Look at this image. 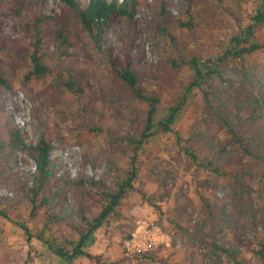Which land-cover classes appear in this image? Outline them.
Returning a JSON list of instances; mask_svg holds the SVG:
<instances>
[{"label":"rangeland","instance_id":"1","mask_svg":"<svg viewBox=\"0 0 264 264\" xmlns=\"http://www.w3.org/2000/svg\"><path fill=\"white\" fill-rule=\"evenodd\" d=\"M27 1L30 8L20 17L0 14V44L5 46L0 67L13 83L12 89L0 85V142L9 145L16 128L29 146L46 135L53 176L44 188L48 205L31 218L23 189L32 187L36 163L24 152L5 156L9 147L0 153V193L8 197L13 218L0 216V264H69L37 239L26 256L27 236L17 223L25 222L37 235L48 222L46 238L71 249L85 229L84 212L91 219L98 216L105 204L102 192H116L126 180L133 151L125 138L139 135L148 106L124 91L111 61L138 70L145 90L160 95L156 122L162 121L193 77L183 61L204 62L232 49V39L243 35L264 0H193V32L179 26L189 19L187 0H139L135 19L123 18L107 28L100 45L73 22L60 0ZM39 15L54 18L44 27V52L54 53L53 33L61 25L71 31L65 64L86 73L84 98L54 85L58 60L52 62L55 74L46 83L26 81L29 70L22 63L30 43L20 26ZM252 40L264 43V26ZM219 71L215 85L225 93L226 112L261 160L238 152L201 92L193 91L174 131L154 136L142 147L135 189L93 234L86 251L102 255L107 264H264V106L255 112L257 104L251 103H264V49L230 58ZM208 162L210 168L201 166ZM161 171L170 175L162 179ZM91 178L106 188L78 184ZM201 223L206 241H218L225 251L211 257L200 245L195 231ZM147 234L154 235V245L128 258L127 242L134 235L145 241ZM71 264L95 263L79 258Z\"/></svg>","mask_w":264,"mask_h":264},{"label":"trees","instance_id":"2","mask_svg":"<svg viewBox=\"0 0 264 264\" xmlns=\"http://www.w3.org/2000/svg\"><path fill=\"white\" fill-rule=\"evenodd\" d=\"M64 3L72 20L75 24L81 26L100 45L101 34L110 26L120 23L123 18L134 20L137 16L139 0H88L87 6L83 7L77 0H60ZM193 0H187L186 14L189 17L187 21H181L179 26L189 31L196 28V18L193 6ZM3 9L0 14L3 16L20 17L24 10L29 9L30 3L27 0H5ZM166 3L163 2L165 10ZM52 20L51 16L39 15L34 19L24 22L20 26V31L25 41H29V49L25 52L24 57L26 63H22L23 68H28L26 81L35 79L39 83H46L49 77L54 76L55 70L52 62L58 60L60 62L59 72L54 79V85L62 90L69 91L79 98H84L89 88V81L86 73L78 67L66 65L65 61L70 56L69 48L72 46V33L66 25H61L56 32L53 33L54 53L48 54L44 52V27ZM264 26V2L253 17L251 24L240 37L232 39L233 48L224 53L213 56L202 62L199 58H193L190 61H183L193 71V77L186 92L179 97L176 103L169 108L167 116L159 122H156V116L159 111L162 99L158 93H148L143 87L141 74L132 66H124L116 60L111 61L112 69L124 87V91L136 99L143 101L148 106V112L145 124L140 130L138 136H128L125 138L127 144L132 147L133 154L130 157V165L127 172L126 180L118 186L116 192L105 189L102 196L105 204L98 216L93 219L89 218L84 212L85 229L80 231L79 239L69 249L65 245L56 244L55 241L47 239L45 233L49 227V223L44 224L43 229L37 235H34L30 227L25 222H19L17 225L25 232L30 253L33 250V240L37 239L53 251L57 256L65 262L71 264L79 258H85L95 264H107L102 255H94L86 251L87 245L95 232L100 230L104 223L112 216L121 206L123 198L129 191L135 189V181L140 173L139 153L146 142L157 135L171 133L174 126L185 107L187 106L190 95L195 90H199L202 94L206 107L212 114L217 116L219 121L228 129V132L235 141L238 152L244 154L251 160H261V157L254 153L252 145L248 138L241 133V128L234 122L235 118L226 112V96L224 91L218 89L215 81L221 76L219 71L220 64L226 63L230 58H244L247 55L256 53L264 49V43L255 42L256 33ZM34 35V37H32ZM5 51V46L0 44V55ZM0 85L12 89L13 83L10 77L0 67ZM257 110H261L264 103L254 101ZM9 147V152L5 155L10 158L17 156L19 152L27 153L36 163V171L32 173V187H24L30 206L31 218L37 217L39 211L48 205L50 197L45 194V185L53 176V163L51 160V145L46 135L36 146H29L24 139L21 129L16 128L11 132V142L7 145L0 142V153ZM0 155V160H1ZM196 159V157L194 156ZM197 161V160H196ZM205 168L212 166L211 162L201 164ZM219 172V169H215ZM166 179L170 173L161 171L159 173ZM78 184L85 187L89 185L92 189H104L105 184L94 178L87 180L81 179ZM106 188V187H105ZM10 202L8 197L0 193V216L12 221L13 218L9 214ZM56 218H49L52 221ZM57 220V219H56ZM205 224L201 223L196 231L195 236L202 247L210 251L211 257L218 255L226 249L216 240L207 242L208 235L204 231ZM264 247V244H263ZM229 251V250H227ZM117 260L110 264H117Z\"/></svg>","mask_w":264,"mask_h":264},{"label":"built area","instance_id":"3","mask_svg":"<svg viewBox=\"0 0 264 264\" xmlns=\"http://www.w3.org/2000/svg\"><path fill=\"white\" fill-rule=\"evenodd\" d=\"M143 238L145 239V241H143L138 235H134L133 239L127 242L128 258H132L133 256H139L147 252L150 246L154 245V235L151 237L150 234H147Z\"/></svg>","mask_w":264,"mask_h":264},{"label":"crops","instance_id":"4","mask_svg":"<svg viewBox=\"0 0 264 264\" xmlns=\"http://www.w3.org/2000/svg\"><path fill=\"white\" fill-rule=\"evenodd\" d=\"M29 253H30V249H28V251L25 253L26 256L29 255Z\"/></svg>","mask_w":264,"mask_h":264}]
</instances>
